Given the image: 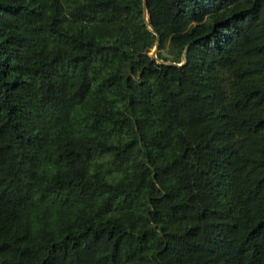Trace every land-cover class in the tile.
Here are the masks:
<instances>
[{
	"label": "trees",
	"instance_id": "trees-1",
	"mask_svg": "<svg viewBox=\"0 0 264 264\" xmlns=\"http://www.w3.org/2000/svg\"><path fill=\"white\" fill-rule=\"evenodd\" d=\"M147 7L0 0V264H264V0Z\"/></svg>",
	"mask_w": 264,
	"mask_h": 264
},
{
	"label": "water",
	"instance_id": "water-1",
	"mask_svg": "<svg viewBox=\"0 0 264 264\" xmlns=\"http://www.w3.org/2000/svg\"><path fill=\"white\" fill-rule=\"evenodd\" d=\"M147 0H143V11H144V21H145V24L148 26V28L155 32L154 28L150 25V23L148 22V13H147ZM159 41H160V38L159 36L157 35V38H156V42H155V45H154V48H153V51H152V56L153 57H156V53L158 51V46H159ZM183 60L184 62L186 61V50L184 51L183 53ZM183 62V63H184ZM167 63H171V64H175V63H172V62H167ZM176 65H181V64H176Z\"/></svg>",
	"mask_w": 264,
	"mask_h": 264
},
{
	"label": "rangeland",
	"instance_id": "rangeland-1",
	"mask_svg": "<svg viewBox=\"0 0 264 264\" xmlns=\"http://www.w3.org/2000/svg\"><path fill=\"white\" fill-rule=\"evenodd\" d=\"M153 48H154V47H153ZM152 51H153V49H152L151 52H150L151 55H152ZM163 52H166V51L164 50Z\"/></svg>",
	"mask_w": 264,
	"mask_h": 264
}]
</instances>
